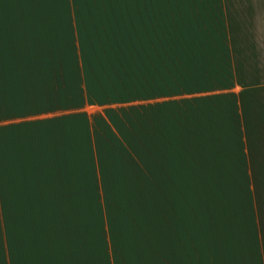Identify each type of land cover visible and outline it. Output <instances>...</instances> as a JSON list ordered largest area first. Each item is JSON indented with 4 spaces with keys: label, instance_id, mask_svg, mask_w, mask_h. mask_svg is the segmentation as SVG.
<instances>
[{
    "label": "rangeland",
    "instance_id": "374dc122",
    "mask_svg": "<svg viewBox=\"0 0 264 264\" xmlns=\"http://www.w3.org/2000/svg\"><path fill=\"white\" fill-rule=\"evenodd\" d=\"M111 1L113 5L65 7L66 63L73 61L69 48L76 26L86 44L85 57L96 58L89 69L95 66L103 76H91V86L83 79L80 104L66 109L80 114L73 119L81 118L85 131L80 174L72 189L49 173L50 205L75 218L66 232L73 228L85 240L79 249L65 244V261L78 262L81 253L80 264H114L116 257L126 264L123 255L139 246L154 264H220V174L239 175L243 167L236 160L220 163V139L213 138L217 130L211 121L205 126L203 115H216L215 93L149 100L163 94V82L171 79L170 88L186 73L194 57V66L212 69L204 34L209 23L213 28L211 18L220 0ZM84 88L96 100H83ZM161 103L164 115L172 118L168 139L155 136L152 128ZM139 126L145 131L138 137ZM195 126L200 129L193 130ZM196 130L205 134L204 140L193 139ZM128 136L137 137L136 143ZM172 142L176 148L170 147ZM227 143L234 147L231 139ZM171 171L174 181L168 178ZM2 253V264H7V252Z\"/></svg>",
    "mask_w": 264,
    "mask_h": 264
},
{
    "label": "crops",
    "instance_id": "0c3cea01",
    "mask_svg": "<svg viewBox=\"0 0 264 264\" xmlns=\"http://www.w3.org/2000/svg\"><path fill=\"white\" fill-rule=\"evenodd\" d=\"M112 3L0 0V264L2 251L7 264H80L81 253L78 262L65 261V244L79 249L85 240L66 232L77 220L50 205L48 178L53 173L72 189L85 131L73 119L80 114L66 109L80 104L83 79L103 76L89 69L96 58L85 57L76 26L66 63L65 7ZM219 19L220 82L192 93H215L216 115L203 117L215 127L220 118V163L243 167L220 174V264H264V0H220ZM84 92L83 100H96ZM229 134L238 135L235 147ZM57 188L65 195L63 184Z\"/></svg>",
    "mask_w": 264,
    "mask_h": 264
},
{
    "label": "trees",
    "instance_id": "16d2710c",
    "mask_svg": "<svg viewBox=\"0 0 264 264\" xmlns=\"http://www.w3.org/2000/svg\"><path fill=\"white\" fill-rule=\"evenodd\" d=\"M212 10H215V8L213 7ZM214 13V12H213ZM213 13H210L211 15H213ZM220 9L218 7H216V11H215V15L213 18H211V25H212V29L210 27V23L208 25L209 30L205 31L204 34V38L206 43L209 45V51H210V59L213 61L212 62V69L210 68L209 71L207 70V68H199L196 67L192 64V61L194 59H196V57L191 59V64H189L188 70L186 73H182V75H178L175 79L174 82L171 83V87H168V82L171 81V79L166 80L165 82H163L164 84V92L165 94H169V93H174V94H182V93H189V92H196L199 91L201 89H210L211 87L214 88L216 87L217 83H213L211 82L212 80H216L217 82H220V34L218 33L219 30L220 31ZM209 17H207V19L205 20L206 22L208 21ZM203 55H201L202 57ZM199 57H197L198 59ZM206 62V60H203V64ZM204 67V65H203ZM182 102V101H181ZM175 101H169L168 105H174ZM183 103V102H182ZM165 103H161L158 105V107H160L158 109V114L156 116V119L154 120V127L157 130L155 133L156 135H167V132L169 134H171L170 131V124L172 122V118L171 115H164L166 110H163ZM169 116V117H168ZM202 117V115H201ZM200 116L198 117V121ZM203 118V117H202ZM202 121V119H201ZM207 120H204L205 122V126L207 125L206 123ZM153 122V121H152ZM141 125L143 127L144 123L143 120L140 121ZM136 124H139V119L136 122ZM215 119H213V125H215ZM136 125V127H137ZM217 125L218 127H215L216 130H220V118L219 121L217 120ZM139 126V129L136 128L137 130V134L138 137L140 134L143 133V129H141ZM214 128V129H215ZM194 129H200L198 127L195 126ZM172 132V131H171ZM199 132V133H198ZM192 135L194 133H196L195 136H193V139L198 140L201 139L204 140L205 134L201 133L200 130H196V131H192L191 132ZM212 135V134H211ZM213 138L215 139H220V133H218L217 131L213 132ZM231 140H238V135L237 134H232L230 135ZM167 138V137H166ZM137 137L133 136H128V141H130V143H136ZM168 139V138H167ZM171 148H176L177 147V142H172L170 144ZM235 147V146H234ZM233 152H231L232 154ZM235 155V154H234ZM180 170H176V173ZM183 171V170H182ZM243 173V172H242ZM169 175H175L174 172L171 171V173H169ZM109 183V182H107ZM106 191H109V189H107ZM142 246L145 248V245L142 244ZM133 249L132 252H130V250H128V253L126 255H123V258L126 261V264H154V260L149 261L147 259H145L146 257H151V259H153V257L150 254H145L143 252V250L137 246L136 248H131ZM137 251L141 252V254H139ZM114 264H122V260L121 257L117 258L116 257V261H114Z\"/></svg>",
    "mask_w": 264,
    "mask_h": 264
}]
</instances>
